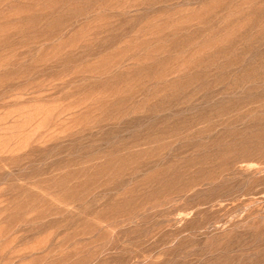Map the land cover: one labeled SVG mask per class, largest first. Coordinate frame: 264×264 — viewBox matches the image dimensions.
Masks as SVG:
<instances>
[{
	"label": "rangeland",
	"instance_id": "obj_1",
	"mask_svg": "<svg viewBox=\"0 0 264 264\" xmlns=\"http://www.w3.org/2000/svg\"><path fill=\"white\" fill-rule=\"evenodd\" d=\"M5 262L264 264V0H0Z\"/></svg>",
	"mask_w": 264,
	"mask_h": 264
},
{
	"label": "bare ground",
	"instance_id": "obj_2",
	"mask_svg": "<svg viewBox=\"0 0 264 264\" xmlns=\"http://www.w3.org/2000/svg\"><path fill=\"white\" fill-rule=\"evenodd\" d=\"M162 185V184H161ZM7 264V262H5Z\"/></svg>",
	"mask_w": 264,
	"mask_h": 264
}]
</instances>
